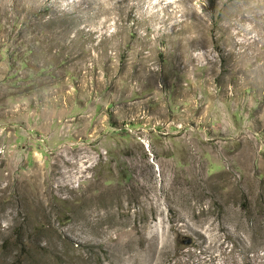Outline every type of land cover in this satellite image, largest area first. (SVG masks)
<instances>
[{
    "label": "rangeland",
    "instance_id": "1",
    "mask_svg": "<svg viewBox=\"0 0 264 264\" xmlns=\"http://www.w3.org/2000/svg\"><path fill=\"white\" fill-rule=\"evenodd\" d=\"M0 264H264V0H0Z\"/></svg>",
    "mask_w": 264,
    "mask_h": 264
}]
</instances>
